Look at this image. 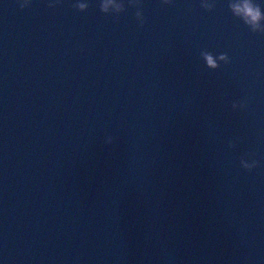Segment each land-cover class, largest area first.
<instances>
[{
    "label": "water",
    "instance_id": "water-1",
    "mask_svg": "<svg viewBox=\"0 0 264 264\" xmlns=\"http://www.w3.org/2000/svg\"><path fill=\"white\" fill-rule=\"evenodd\" d=\"M75 2L0 0V264H264V34Z\"/></svg>",
    "mask_w": 264,
    "mask_h": 264
},
{
    "label": "clouds",
    "instance_id": "clouds-1",
    "mask_svg": "<svg viewBox=\"0 0 264 264\" xmlns=\"http://www.w3.org/2000/svg\"><path fill=\"white\" fill-rule=\"evenodd\" d=\"M172 0H161L162 4H171ZM127 4L130 7L136 9L135 18L143 17L141 8V0H127ZM53 4H49V7H53ZM200 6L206 11H212L215 8V2H209V0H200ZM23 5L21 8L23 9ZM73 7L80 12H84L88 9L89 4L86 0H76L73 4ZM228 9L231 14L240 19L249 29L254 33L264 34V24L261 22L264 21V11L261 10V5L256 2V0H228ZM99 10L103 14H112L114 17H118L120 13L125 11V2L124 0H99ZM145 23L144 17L140 20L139 26L143 27ZM201 55L206 61L207 65L211 69H216L218 67L216 59L213 58V55L207 51H202ZM228 55L226 53L218 54L217 59L228 61ZM245 104L243 102H233L232 109L237 108L243 109ZM107 143H112V137H108ZM231 141H229V147H233ZM254 165L257 167L258 161L254 159ZM243 167L248 171H251L253 167L244 164ZM254 167V168H255Z\"/></svg>",
    "mask_w": 264,
    "mask_h": 264
}]
</instances>
